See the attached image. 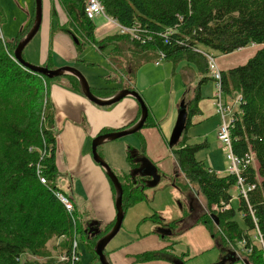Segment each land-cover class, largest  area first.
<instances>
[{
	"label": "trees",
	"instance_id": "16d2710c",
	"mask_svg": "<svg viewBox=\"0 0 264 264\" xmlns=\"http://www.w3.org/2000/svg\"><path fill=\"white\" fill-rule=\"evenodd\" d=\"M51 1V15L56 17V0ZM57 1L68 15V21L60 27L72 36L78 55L87 45H101L103 50L110 47L108 54L112 59H118L119 52L129 49L132 53L128 58L132 66L135 51L143 54L151 52L156 59H160V51H164V59L176 62L185 59L196 65L200 72L208 73V59L204 51L223 54L253 43L261 45L262 48L247 63L220 73L222 97L225 93L234 98L238 93L242 94L241 112L234 113L236 120L230 127L231 143L236 156L245 157V154L252 153L257 160L255 168L250 164L243 168L250 182L257 183L256 189L248 194L256 221L244 198L237 208L232 205L228 210L214 211L218 220L213 217V206L222 201L228 202L233 195L237 176L229 172L223 176L210 170L205 160L196 158L203 145L189 143L186 130L175 143V159L181 174L174 176L172 182L183 192L195 188L206 200L207 209L202 211L199 221L208 226L223 256L233 253L246 239L245 246L250 249L243 254H246L250 264H264L263 247L253 238L258 229L264 239V0H102L105 5V14H102L109 21L115 19L122 25H136L143 33L140 39L131 33L123 34L115 23L118 27L116 32L99 40L96 39L95 17L90 18L84 13L86 0ZM34 12L35 7L15 36L7 37L5 34L4 37L0 31V264H72L70 258L64 261L59 256L72 254V242L80 233L88 240L86 243L90 246L91 258L99 260L94 250L95 241L108 233L115 217L102 227V221L91 216L87 209H82L74 211V222L54 192L67 193L56 182L57 175L62 173L57 164L59 130L49 94L50 85L52 81L61 83L63 79V85L81 93L80 82L70 74L46 77L28 69L14 56L19 40L33 25ZM5 13L0 6V30L7 19ZM50 55L48 53L44 65L51 68L55 65ZM77 59L86 64L93 63L83 57L78 56ZM123 87L134 89L131 84L124 83ZM91 89L98 96H113L117 90L98 86H91ZM200 98L199 92L186 104L187 125L191 123V115L200 111L197 104ZM138 117L120 128L130 127ZM150 123L147 118L144 125ZM117 129L105 126L98 133ZM141 147H126L129 172L114 171L124 189L122 202L126 211L139 200L149 198L146 187L151 176L140 171L142 166L155 163L146 158L143 138ZM97 149L104 158L101 146ZM38 170L41 172L38 173ZM105 173L115 199L114 183ZM156 173L161 178L164 176L159 170ZM142 220L157 222L161 236L174 233V222L166 225L164 217L156 211ZM29 253L33 257L23 258ZM105 253L108 257L109 252L105 250ZM157 255L158 251H150L141 253L138 258L148 260ZM77 259L75 264H84L78 256Z\"/></svg>",
	"mask_w": 264,
	"mask_h": 264
},
{
	"label": "crops",
	"instance_id": "0c3cea01",
	"mask_svg": "<svg viewBox=\"0 0 264 264\" xmlns=\"http://www.w3.org/2000/svg\"><path fill=\"white\" fill-rule=\"evenodd\" d=\"M49 3L47 8L43 6V21L42 25L39 27V31L36 35L32 38L34 39L38 34L41 33V43L43 45V52L40 53V57L31 58L30 61L37 64H46L48 59V53H51L50 56L55 67H60V65L69 64L70 66H75L74 60H78L77 57H81L76 52V46H71L68 40L72 41L71 35L60 27V24H64L68 21V15L65 13V10L56 0L54 3L57 8L56 17L51 15V11L53 8V4L51 0H48ZM31 13L26 14V18L21 19L19 25H24L25 22L28 21ZM102 16L106 17L105 15L101 14ZM99 15V16H101ZM98 16V17H99ZM106 19H108L106 17ZM108 22L111 24H115V21L111 22L108 19ZM116 25V24H115ZM22 26H18L17 28L20 29ZM17 31H11L12 36H15ZM116 32V31H115ZM10 33V31H9ZM114 33V32H113ZM6 34V33H5ZM109 33L100 34L98 33V28H96V39H100L103 36L108 35ZM112 35V34H109ZM32 42V40H30ZM29 42V43H30ZM96 49L103 53V49L100 46H95ZM247 47V46H246ZM110 50V47H108ZM241 48V49H240ZM236 49L234 52H229L223 58L217 59V64L221 71L227 70L228 68L235 67L239 59V52L245 50V46ZM107 49V48H106ZM105 49V50H106ZM247 49V48H246ZM250 50L251 48L244 51L245 58H250ZM254 50V48H253ZM25 52V50H24ZM108 53V50L106 51ZM131 50H125L119 52L117 55L118 59H112L110 54H105V56H109L113 64L111 68L113 69L114 74H110L109 71H106L101 77H105L106 80L110 81L108 84L105 85H91V86H98V88L102 87H109L113 90H116L113 95L120 89H122L123 84H131L133 85L134 89L140 94L142 99L145 101V105L149 109L148 118L152 123L150 125H144V127L139 133H136V136H140V139H136V142H125V148L127 146H133L142 149V138L144 140V147H145V154L146 158L151 160L157 166L159 172L163 173L164 176H170L172 174L179 175L181 174L178 170L177 160L175 159V155L173 156L174 159V169L172 174L165 173L163 167H167L165 162H161L164 156L167 155V147L165 146L168 143V135L163 130L161 125L160 119L158 118V113L155 109L154 104L149 101L150 95L149 90L152 84V78L156 77L159 71H154L149 65L145 66L146 63L152 61L154 63V68H158L160 71H165L168 73V70L165 67H159L162 63L159 61L156 63L155 61L158 60L154 58L153 53L148 52L147 54H143V52H136L135 51V58L132 59V66H130L129 56L131 55ZM247 55V57H246ZM249 56V57H248ZM150 57V58H149ZM252 57V56H251ZM154 58V59H152ZM86 59V58H83ZM139 61H137V60ZM243 59V58H242ZM135 60V61H134ZM168 60V59H165ZM82 61V60H80ZM114 61H118V64H115ZM163 61V60H162ZM171 64H173V72L179 73L181 72L183 75L184 83L183 86L177 88V91H180L179 94V102L178 105V112L181 108L180 103L184 101L183 104H187L192 98L194 99L197 93H201V98L198 100L197 104L200 108V111L195 115H191V123L187 125L185 128L186 132L189 127L194 123V117H197L198 120L195 123L202 122V133L205 137L204 141H200L202 145H207L209 138L212 136L218 140L221 144V140L218 138V127L222 122V119L217 111V105L215 103V95L216 90L211 95V99H209L210 105L204 103L205 100L204 96L206 95L203 87L205 85L210 84V79H214L210 76V72L202 73L199 71L198 67L193 63L182 60L180 62H176L175 60H169ZM84 63V62H83ZM86 64V63H84ZM97 63L94 61L92 65ZM110 66V65H109ZM93 67V66H91ZM171 68V66H169ZM209 68V66H208ZM190 69L192 73L189 75L190 79L184 74L186 70ZM198 73V75H196ZM208 74V75H206ZM67 75V74H65ZM200 78V79H199ZM215 80V79H214ZM213 80V81H214ZM216 81V80H215ZM214 81V83H215ZM58 83L56 80L51 82L50 85V97L53 103V108L56 112V125L59 130L58 137V161L57 164L60 167V171L63 174L66 173V177L71 178V186L68 187L70 191H65L71 194L74 198V204H76L78 210L91 208L90 205H96V208L99 212L103 214L99 217L95 216L97 219L102 221V227L106 226L108 222H110L115 217V213H117L116 205L114 203V197L112 189H110V181L107 176H104L105 170L99 163L95 162L92 155V140L93 138L99 134L105 126L111 127L113 129H117L123 127L124 125L131 124L133 119L139 115L141 116V109H140V102L139 100L130 95L128 97H123L121 100L116 102V104H109L98 106L97 103L87 99L83 93L78 91H71L67 86L63 85L64 80L62 79ZM142 89H140L141 87ZM175 85V84H174ZM81 86V85H80ZM176 86V85H175ZM217 86V83H215ZM124 88V87H123ZM183 89V91H182ZM104 97H110L106 95H102ZM100 96V97H102ZM112 96V95H111ZM226 102H228V97H224ZM162 95H159L157 99V103L161 102ZM224 100V101H225ZM179 114V113H178ZM138 117V118H139ZM137 118V119H138ZM136 119V121H137ZM145 119V120H146ZM135 121V122H136ZM177 121V120H176ZM133 122V124L135 123ZM146 122V121H145ZM176 124V123H175ZM204 124V125H203ZM145 127H150V130H146L145 134L142 133ZM158 129V130H153ZM174 129V128H173ZM184 130V131H185ZM151 133L153 135L159 136L157 139L153 140L155 144L151 147L159 152L155 155L152 153H147L148 150V134ZM188 133V132H187ZM172 135V134H171ZM171 138V136H170ZM170 142V139H169ZM188 142L194 143L190 141V135L188 133ZM194 143V144H199ZM161 144L165 146V150L162 151ZM158 146V150L155 146ZM209 145V144H208ZM223 145V144H222ZM225 147V146H224ZM227 151V150H226ZM127 154V148L125 149ZM104 153V151H103ZM226 157V156H225ZM201 159V158H200ZM205 160V159H203ZM226 161L219 155L212 156V161L205 160L208 164L210 170L216 171L223 176L228 174V167H229V159L226 157ZM128 162V161H127ZM129 165V164H128ZM254 168L257 165L256 157L253 161ZM130 167V166H129ZM168 169V167H167ZM226 171V173H222L220 170ZM169 170V169H168ZM163 176V177H164ZM162 177V178H163ZM160 179V181L162 180ZM170 178V177H169ZM174 178V177H173ZM237 180V179H236ZM79 183H81L84 187L85 194L88 198L87 201L84 200L81 205H78V201L80 198L76 197L75 188L78 187ZM172 185L173 182L171 181ZM175 186V185H173ZM236 186V185H235ZM179 189L178 186H175ZM64 191V190H63ZM183 191V190H181ZM189 196L188 201L191 203L192 210L191 214L185 215L180 217L176 220H168L165 218V214L163 210L161 211L158 209L156 211L158 214L164 217L166 225L169 222H174L172 226L174 229V233L171 235L168 233V236H161L158 232L157 222H154L156 225L150 228L147 232H142L139 229V226L148 222H143L141 219L136 225L135 229L138 231L137 235L134 238H128L122 242L121 245H114L109 248L108 257L113 262V264H215L218 262L219 259L223 256L221 253V248L212 236V233L208 226L204 223L199 221V217L202 214V211H206L207 209V202L203 197L197 193L195 188L188 190ZM239 193V191L237 190ZM147 193V192H146ZM187 193V192H186ZM238 195V194H237ZM195 199L198 201L200 200L202 207L200 210L197 208V204H195ZM239 200V199H238ZM145 201V200H139ZM138 201V202H139ZM91 202V203H90ZM137 202V203H138ZM135 203V204H137ZM134 204V205H135ZM232 205L233 200H232ZM240 205V200H239ZM238 205V206H239ZM232 207V206H231ZM213 209V208H212ZM198 210V211H197ZM89 212V210H88ZM213 213H215L212 210ZM162 213V214H161ZM198 214V215H197ZM216 214V213H215ZM196 215V216H195ZM194 216V217H193ZM147 217V216H145ZM142 217V218H145ZM257 235V234H256ZM254 235V237L256 236ZM108 248V247H107ZM239 247L233 251L238 256H240ZM107 250V249H106ZM150 251H158V255L155 258H150L148 260L139 259L138 255L141 253H146ZM231 255V254H230ZM237 261V260H236ZM234 261V262H236ZM232 262V263H234Z\"/></svg>",
	"mask_w": 264,
	"mask_h": 264
},
{
	"label": "rangeland",
	"instance_id": "374dc122",
	"mask_svg": "<svg viewBox=\"0 0 264 264\" xmlns=\"http://www.w3.org/2000/svg\"><path fill=\"white\" fill-rule=\"evenodd\" d=\"M42 2H43V6L47 8L49 1L42 0ZM0 6L5 10L6 12L5 16L7 17L6 21L4 20L5 22H3V25L0 31L2 32L4 37H5V33L8 37V36H12L11 31L13 30L17 31L16 29L22 26V25H19V23L21 22V19L23 18L25 19L27 13L29 14L33 12V9L35 7V2L34 0H0ZM95 23H96L95 26L98 28L99 35L104 34V33L113 34V32H115L118 29V27L115 24H111L110 22H108V19H106V17L102 15L95 18ZM41 38H42V35L40 33L34 39H32V42L26 45L24 49L25 50L24 57H26V59L29 60V62H31L30 61L31 58L40 57L39 56L40 53L43 52V45L41 43ZM70 39L72 40V36ZM68 42L71 46H75L74 40L72 41L68 40ZM85 48L86 49L83 52L79 53V55L83 58L88 59L91 62L95 61L97 65L96 64L92 65L90 63L84 64L83 61H80V60H74L73 63H75V66L77 68L81 69V71L86 77V80L89 81L91 85L99 86L102 84L103 85L108 84L110 81L106 80L105 77H101V75H103L106 71H109L111 75L112 74L115 75L113 69L111 68L113 61H111V58L109 56H105V54H108L106 53V51L109 50V48H107L106 50H103V53L99 51L98 49H96L95 46H92V45H87L85 46ZM250 48L252 49L250 50V54L252 52V54L250 55L251 57L257 52L259 48H262V47L261 45H259V43L257 44L253 43L243 48L245 50L239 52V58L237 59H239L240 61H238L239 63H237V65L248 62V59L250 58H245V54H241V53H244V51ZM226 54L227 53L221 54L215 51V55H216L215 62H217V59L223 58L224 56H226ZM169 60H165L164 58H162L160 60L162 62L160 64L161 66H159V67H165L168 70V73L167 72L165 73V71H160L158 68H154V66L156 65H154L152 61L146 63L145 66L149 65L151 68L154 69L155 72L159 71L156 77L152 78L151 82L153 86H151L150 89H148L149 95L151 96L149 101L151 100L150 102H152V104H154L155 106L154 110H156L158 113V118L160 119L163 130L165 131V133L168 132L167 133L168 143L165 144L168 152H167V155L164 156L160 160L161 162H165L167 164L166 166L169 169L168 170L167 167H163L165 170L164 172L165 173L170 172L169 174H172L173 169H174V159H173V156L175 155L174 148L176 147L175 146L176 144L169 145L170 143L169 139L172 134V129L175 126L177 115H179L177 102H179L178 96L179 94H181V92L177 91V88H179L180 86H183L184 79L182 77L183 74L181 72L179 73L173 72V68H172L173 64H171ZM31 63L33 64V62ZM114 63L119 65L118 61H114ZM237 65L235 67H237ZM169 66H171V68H169ZM191 73L192 71L188 69L186 70L184 74L188 77V79H190L189 75ZM196 75H198V73ZM213 80L214 79H210L209 80L210 84L205 85L203 87V90L206 94L203 100H205L204 103H206L207 105H210L209 99H211V95L217 88V86H215L216 81L214 80L215 81L214 83ZM140 89H142V87ZM215 92H217V90ZM159 95H162V100L161 102L157 103L158 102L157 99ZM239 95L242 96L241 93H238V95L234 98V97L227 96L225 93V96H223V101L225 100L224 97L225 98L228 97L227 103H230L233 106L235 104L234 100H236V98ZM224 102H226V100ZM234 110L237 113L241 112L240 106H235ZM193 120H194V123L191 125V127L188 128L187 132L190 135L191 142L199 143L200 141L205 140V137L202 133L203 132L202 131L203 126L201 124L202 122L195 123V121L198 120L197 117H194ZM150 129H151L150 127H145V130L143 129L142 133L145 134V131L150 130ZM153 130H158V129H153ZM158 137L159 136L153 135L151 133L148 134L149 143H147L148 144L147 153L153 152L156 155L159 152L157 145L155 147L158 151H155L151 147L153 144H155L153 140L157 139ZM136 139L137 140L140 139V136H136V134L131 133V135H124L122 137H119L117 140H114V141L111 140L101 145V149L104 151V161L108 162L109 165L113 168V170L116 171V173L129 172L130 167L128 165V162L125 159L126 158V152H125L126 143L125 142L127 141V143L128 142L135 143ZM208 144L202 146L200 150L197 152L195 157L198 159L200 158L205 159L209 161L210 163L212 161V156L216 155L217 157H219L220 155L226 161V164H227V160L225 157L227 155L226 148L222 144H220L217 139H215L212 136L209 138ZM165 146L161 144L162 151L165 150ZM220 171L223 174L226 173V171L222 169ZM38 173H39V170H38ZM65 175L66 173L63 175L58 174L56 177V182L60 185V187L64 191L66 190L70 191L68 187L71 186L72 180L69 177L67 178ZM174 176H176L175 173L167 177L164 176L162 180L160 181V183L157 184L156 186L148 185L146 187V192L149 198H147V200L145 201H139L137 204H135L133 207H131L125 212L124 214L125 218H124L122 226L120 227V231L118 234H116L112 238V240L108 242L107 251L109 250V248H111L114 245H118V246L121 245L122 242H124V240L128 238H134L138 233V231L135 229L136 225H138L142 217L148 216L154 210L156 211H158V209H160L161 211L163 210L165 214V218L168 220H172V219L176 220L180 217L191 214L192 206H191V203L188 201L189 192L188 191L187 193L183 192L181 191L180 188L178 189L177 187L172 185L171 181ZM83 187L84 186L81 183H79L78 187L75 188L76 197L80 198V200L78 201L79 206L81 205V203L84 202L85 199H86L85 201L88 200ZM54 192H56V194L58 195L59 191L55 190ZM232 194H233L232 195L233 204L237 208L239 205V200L236 196L238 194L236 186L233 187ZM69 197L71 199V203L74 205V208L78 210L76 204H74L73 196L70 194ZM195 204H197L198 210L203 208L200 200L198 201L197 199H195ZM90 207L91 208H88V210H89V213H91V215H96L97 217H99L103 214L102 212H99L97 210L96 205L94 204L92 205L91 203ZM74 215H75V212L74 214H72L73 218H75ZM115 219H116V216H115ZM154 225L156 224L153 221L148 220V222L140 225L139 229L142 232L143 231L147 232L149 231L150 228L154 227ZM77 239H78V245H79L78 258H80L81 262H83L84 264H102L100 260L98 259L93 260L91 258L92 253L90 252V249H89L90 246L86 243V241L88 240L82 235V233H80L77 236ZM60 240L61 239H59V241ZM239 255L241 259L247 258L246 254L244 255L243 253H240ZM28 257H33V255L29 253L25 255L23 258H28ZM223 258L224 256L221 257L218 264H220V261ZM232 264H245V262L239 259Z\"/></svg>",
	"mask_w": 264,
	"mask_h": 264
},
{
	"label": "water",
	"instance_id": "95a60500",
	"mask_svg": "<svg viewBox=\"0 0 264 264\" xmlns=\"http://www.w3.org/2000/svg\"><path fill=\"white\" fill-rule=\"evenodd\" d=\"M35 2V12H34V22L33 25H31L30 31L27 32L22 39L19 40L18 46L15 50V58L18 61H21L23 64L28 66V69L35 70L40 73H43L44 76L48 77H59L61 75L70 74L72 76H76L78 79V82H80L81 89L83 95L87 99H90L91 101L98 104V106L103 105H109V104H116L119 100H121L123 97H128L130 95H133L139 100V104L141 106V116L137 119V121L132 124L130 127H124L117 129L115 131H106L103 134H97L93 140H92V155L93 160L99 164H101V167L105 170V174H107L109 177H111L113 183H114V189L116 190V196L114 199V203L116 205L117 213H115L116 220L114 225L109 229L108 233H106L104 236L98 238V240L95 241V247L94 250L97 253V256L102 264H113V262L110 260L109 257H107L105 254V250L108 246V242L112 240V238L119 233L120 227L123 224L124 221V214L126 210L124 209V205L122 202L123 199V193L124 189H122V183L120 179H118L117 175H115L114 170L109 165L108 162L104 161L103 156H101L99 150L97 149V146L103 145L105 142L111 141V140H117L119 137H122L124 135H131V133H135L138 130H141L144 127L146 116H148V107L145 105V101L142 99L140 94L135 89H127L122 88L116 92L115 95L110 97H100L92 92L91 84L89 81L86 80L85 75L81 71V69L77 68L76 66H70L69 64L66 65H60V67H46L45 65H38L35 63L29 62L25 57L22 56V53L26 47L27 44H29L30 40L36 35V33L39 31V27L42 25L43 21V2L42 0H34ZM185 101V100H184ZM184 101L180 103L181 108L179 109V115H177V121L174 126V129H172V135L170 138L169 145L175 144L180 140L182 137L183 131L187 127V105L183 104ZM156 171H158L157 166L154 164L149 165L146 164L142 166L141 168V174L143 175H149L151 176L150 182L148 185H157L160 183L161 175L157 174ZM213 217H215L216 220H218V215L213 214ZM233 252V251H232ZM243 260L245 264H250V261L245 258L241 259L240 256H238L235 252L231 253V255H224V258L220 261V264H225L230 262L236 261V260Z\"/></svg>",
	"mask_w": 264,
	"mask_h": 264
},
{
	"label": "built area",
	"instance_id": "2783aa9c",
	"mask_svg": "<svg viewBox=\"0 0 264 264\" xmlns=\"http://www.w3.org/2000/svg\"><path fill=\"white\" fill-rule=\"evenodd\" d=\"M104 9H105V5L103 4L102 0H86V4H85V8H84V13L88 15V17L90 18H96L97 16H99V14H105L104 13ZM115 21V23L120 27V32H122L123 34H127V33H131L134 37L140 39L141 35H142V30H139V27H137L136 25H122L120 23H117V21L115 19H113ZM169 30V29H168ZM2 33V32H1ZM169 34V31L166 33V35ZM198 50L200 49V47L197 48ZM201 50V49H200ZM205 55L207 56V63L209 66V72H210V76H212L217 83V92L215 95V103L217 105V111L222 119V122L220 124V126L218 127V138L221 140V144H223V146H225L226 150H227V155L226 157H228L229 159V167H228V171L229 173L235 174L237 176V180L235 181L237 190L239 191L237 198L239 200L241 199H245L249 205V210L251 211L253 218L255 220L254 217V210L251 207V204L249 203V197L248 194L250 193V191H253L256 189L257 187V183L254 182H250V180L246 177V175L244 174V170L243 168L246 167L247 165H253V161L255 156H253L252 153H247L245 154V157H238L236 156V153L233 150L232 147V136H231V130L230 127H232L234 125V121L236 120V116H234V113H236V111L234 110L235 106H240V99H241V95H239L236 100H234V105L232 106L230 103L224 102L223 101V90L221 89L222 87V83H221V79L222 76H220L221 70L219 69V66L217 64V62H215V54L211 51L205 52ZM165 52L164 51H160V59L155 61L156 63H158L162 58H165ZM39 172H41L39 170ZM40 179H42L44 182L46 181L45 178H43L42 176H40ZM60 200L61 203L65 206V208H67V210L70 212V215L72 217V214H74V211L76 210L74 208V205L71 203V199L69 197V194H65L61 191L58 192L57 195ZM232 196L229 199L228 202H224L222 201L220 204L216 203L213 206V211L216 210H228L229 208H231L232 206ZM73 218V217H72ZM74 222H76V218H73ZM256 221V220H255ZM258 234L253 238H255L256 241H259L260 244L262 245V249L264 251V239L262 237V233L257 229ZM78 239L75 237V239L72 242V254L71 255H65V254H61L59 256L60 259L66 261L69 258L72 260V264H75V262L78 260L77 256L79 255L78 253V248L79 245L77 244ZM247 243V240L244 239L241 243H240V248H239V252L240 253H245V251H248L250 249L247 248L245 245ZM75 261V262H74Z\"/></svg>",
	"mask_w": 264,
	"mask_h": 264
}]
</instances>
